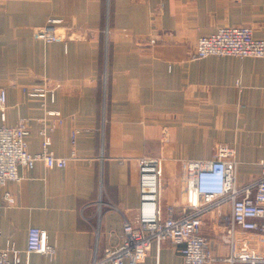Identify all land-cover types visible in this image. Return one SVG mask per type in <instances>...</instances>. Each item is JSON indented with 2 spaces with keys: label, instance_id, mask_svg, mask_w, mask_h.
Masks as SVG:
<instances>
[{
  "label": "crops",
  "instance_id": "0c3cea01",
  "mask_svg": "<svg viewBox=\"0 0 264 264\" xmlns=\"http://www.w3.org/2000/svg\"><path fill=\"white\" fill-rule=\"evenodd\" d=\"M50 20L61 39L36 38ZM228 25L264 39V0H0V124L26 118L30 152L41 150L44 128L49 149L67 158L61 168H19L20 179L0 187V248L12 243L32 264H92L135 216L143 156L160 159L162 202L176 203L175 216L190 212L179 205L183 161L209 159L219 145L233 151L237 185L254 184L264 159V57H190L198 36ZM56 82L53 102L26 93ZM229 212L224 200L202 219L216 256L228 254L220 218ZM30 227L46 230L52 257L26 254ZM180 247L153 244L138 264H183Z\"/></svg>",
  "mask_w": 264,
  "mask_h": 264
},
{
  "label": "built area",
  "instance_id": "2783aa9c",
  "mask_svg": "<svg viewBox=\"0 0 264 264\" xmlns=\"http://www.w3.org/2000/svg\"><path fill=\"white\" fill-rule=\"evenodd\" d=\"M57 20L34 30L36 38L45 42L58 41L54 29ZM208 56L264 57V39L255 38L245 25L223 26L214 32L198 36L190 57L202 59ZM59 83L34 86L27 90L29 96L55 99ZM6 90L0 86V119L5 120ZM48 115H58L46 110ZM41 150L32 153L28 149V121L19 118L13 125L0 124V187L9 181L20 179L19 168L31 169L37 162L47 167H64L67 158L56 156L50 149V138L44 128ZM77 131L72 134L74 138ZM261 175L252 185H237L236 163L233 151L219 145L209 159H186L180 175L181 207L190 210L181 216L174 215L175 204L162 202L160 159L143 156L138 160L139 204L133 219L124 218L122 241L105 248L92 264H138L153 244L159 248L162 242L181 245L183 264H207L227 261L230 264H264V159L259 161ZM8 202L13 198L6 192ZM230 202V212L221 216L228 244L226 256L213 254L208 238L201 232L205 210ZM26 254L35 252L52 257L54 247L48 241L46 230L30 227L27 231ZM18 250L12 243L0 248V264H32L18 259Z\"/></svg>",
  "mask_w": 264,
  "mask_h": 264
},
{
  "label": "rangeland",
  "instance_id": "374dc122",
  "mask_svg": "<svg viewBox=\"0 0 264 264\" xmlns=\"http://www.w3.org/2000/svg\"><path fill=\"white\" fill-rule=\"evenodd\" d=\"M245 26H248L251 30H252V34H253V29H252V27L251 26H249V25H245ZM226 146V145H225ZM230 148V147H229ZM152 158H154V157H152Z\"/></svg>",
  "mask_w": 264,
  "mask_h": 264
}]
</instances>
